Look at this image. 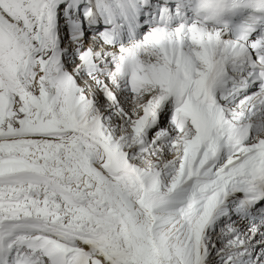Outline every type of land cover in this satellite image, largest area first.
I'll return each instance as SVG.
<instances>
[{
    "label": "snow or ice",
    "instance_id": "1",
    "mask_svg": "<svg viewBox=\"0 0 264 264\" xmlns=\"http://www.w3.org/2000/svg\"><path fill=\"white\" fill-rule=\"evenodd\" d=\"M0 264H264V0H0Z\"/></svg>",
    "mask_w": 264,
    "mask_h": 264
}]
</instances>
